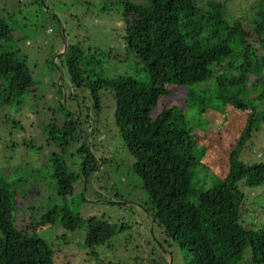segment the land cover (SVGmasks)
Wrapping results in <instances>:
<instances>
[{
	"label": "trees",
	"instance_id": "obj_1",
	"mask_svg": "<svg viewBox=\"0 0 264 264\" xmlns=\"http://www.w3.org/2000/svg\"><path fill=\"white\" fill-rule=\"evenodd\" d=\"M147 3L144 7L124 1V20L131 28L125 38L127 54L141 69L138 66V74L132 76L107 77L100 73L94 80L88 76L90 107L98 118L103 107L102 92H110L115 99V124L134 158L133 172L148 194L150 220L166 241L189 253L184 264H241L248 249L252 264H264V225L256 230L243 225L244 196L238 187L240 182L252 188L264 184V163L246 164L239 159L246 140L264 126V11L256 12L250 21L252 30L248 31L242 21L227 22L223 6L212 0L206 8L196 0ZM12 20V16H0V110L23 103L35 84L27 57L12 44ZM81 63L72 60L62 64L71 83L79 88L86 80ZM251 76L256 78L255 84ZM211 80L219 91L214 98L239 111L250 110L251 115L230 153L226 175L216 174L214 183L205 188L193 182L199 166L198 133L187 127V115L163 101L177 89ZM250 83L253 85L248 86ZM80 118L84 116L80 114ZM77 125L73 118L47 126L46 134L60 142L63 151L51 159V178L62 204L52 214L57 219L61 210H67L76 183L89 180L103 162L93 155L87 132L86 139L79 143ZM96 131L93 129L91 136ZM71 146L75 147L71 156L82 155L79 171L70 170V156L64 155ZM17 191L15 183L0 178V264H67L65 250L56 249L19 224L25 217H21L24 206ZM80 228L84 229L83 243L90 251L111 242L117 233L116 225L96 217L82 221ZM60 256L64 261L57 259Z\"/></svg>",
	"mask_w": 264,
	"mask_h": 264
},
{
	"label": "rangeland",
	"instance_id": "obj_2",
	"mask_svg": "<svg viewBox=\"0 0 264 264\" xmlns=\"http://www.w3.org/2000/svg\"><path fill=\"white\" fill-rule=\"evenodd\" d=\"M124 1L41 0L39 4L36 0H0V16H12V44L27 57L35 82L23 103L0 110V178L18 187L24 206L21 217H25L19 224L56 249L65 250L67 264H171L170 254L173 264H184L189 253L166 241L146 211L148 194L133 172L134 158L115 124V99L110 92H102L103 107L98 118L90 107L88 76L92 80L100 73L107 77L132 76L138 74V66L141 69L135 58L127 54L125 38L131 28L124 20ZM130 1L144 7L148 4L147 0ZM196 1L204 8L209 2ZM212 1L223 6L227 22L242 21L248 31L252 30V17L257 11H264V0ZM72 60H81L85 71V84L80 88L74 87L68 70L62 66ZM251 80L255 84L254 76ZM217 94L215 81L211 80L204 85L177 89L163 101L167 107H176L187 115V127L198 133L199 166L193 182L205 188L214 183L216 174L226 175L230 153L251 115L250 110L239 111L214 98ZM73 118L78 123L75 134L80 137L79 143L86 139L87 132L93 155L99 163L102 159L103 162L89 180L84 178L76 183L75 194L65 206L67 210H61L63 215L57 219L52 214L62 204L51 178V159L63 151L61 143L48 137L46 131L53 122L61 125ZM93 129L97 131L91 136ZM75 143L79 146L78 140ZM74 149L71 146L64 155L70 156V170L79 171L82 155L71 156ZM239 159L246 164L264 163V126H259L246 140ZM238 187L244 196L241 222L248 229L261 228L264 184L252 188L240 182ZM90 217L105 219L117 230L111 242L93 251L83 243L84 229H79L82 221ZM124 225L126 229L121 230ZM62 257L57 259L64 261ZM250 259L248 249L241 264H252Z\"/></svg>",
	"mask_w": 264,
	"mask_h": 264
},
{
	"label": "water",
	"instance_id": "obj_3",
	"mask_svg": "<svg viewBox=\"0 0 264 264\" xmlns=\"http://www.w3.org/2000/svg\"><path fill=\"white\" fill-rule=\"evenodd\" d=\"M147 211V210H146ZM147 213H148V211H147ZM149 214V213H148ZM149 218H151L150 217V214H149ZM152 225H153V223H152ZM170 256H171V264H173V260H172V255L170 254Z\"/></svg>",
	"mask_w": 264,
	"mask_h": 264
},
{
	"label": "clouds",
	"instance_id": "obj_4",
	"mask_svg": "<svg viewBox=\"0 0 264 264\" xmlns=\"http://www.w3.org/2000/svg\"><path fill=\"white\" fill-rule=\"evenodd\" d=\"M62 34H64V32Z\"/></svg>",
	"mask_w": 264,
	"mask_h": 264
}]
</instances>
